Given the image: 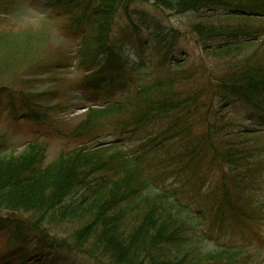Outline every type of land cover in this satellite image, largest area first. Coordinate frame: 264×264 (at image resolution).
Listing matches in <instances>:
<instances>
[{
	"label": "trees",
	"instance_id": "1",
	"mask_svg": "<svg viewBox=\"0 0 264 264\" xmlns=\"http://www.w3.org/2000/svg\"><path fill=\"white\" fill-rule=\"evenodd\" d=\"M134 1L176 15L214 8L230 14L191 25L201 42L264 32L253 19L264 16V0H46L67 14L68 30L81 38L88 86L127 92L121 101L89 109L73 133L92 142L107 130L134 128L148 140L134 153L82 144L45 165L46 148L36 143L2 157L7 139L0 132V208L15 214L0 223L10 251L0 264H58L73 256L98 264H262L261 250L244 243L206 250L192 231L194 213L212 236L220 225L262 229L255 191L264 180V135L236 128L217 107L239 104L264 122V48L206 49L214 65L202 58L168 65L165 54L160 71L149 73L145 64L129 63L112 39L118 8ZM19 98L35 122L49 126L57 114L58 107L44 108L38 97ZM168 181L171 189L164 188Z\"/></svg>",
	"mask_w": 264,
	"mask_h": 264
},
{
	"label": "rangeland",
	"instance_id": "2",
	"mask_svg": "<svg viewBox=\"0 0 264 264\" xmlns=\"http://www.w3.org/2000/svg\"><path fill=\"white\" fill-rule=\"evenodd\" d=\"M2 1H5L4 4L7 7L9 2L12 4L7 13L0 10V87L5 86L17 92L25 91L30 98L38 97L44 107L70 106L65 109L62 106L59 107V114L54 116L53 129L49 131L27 119H22L25 114L21 111L18 112V119L15 120L10 115L9 100L3 96L2 104L0 103V131L9 137L12 149H9L2 157L10 156L11 151L19 154L30 142H36L47 148L45 163L50 164L61 151L71 150L77 146V143L69 140L66 134L80 123L84 112L92 107H104L111 102V99L107 98L103 92L83 88L84 75L76 63V53L79 49L78 38L65 32L66 22L63 23L60 17L64 15L43 0H0V4ZM130 8L131 17L141 25L144 37L148 41L154 40V43H145V47L148 48L145 49L148 67L152 68L158 64L162 55L159 51L164 52L171 47L175 48L174 53L177 55L176 58L169 56L173 62L195 61L203 55L202 43L189 35V22L193 21L192 15L182 17L172 14L164 15L149 6L137 3ZM198 17L200 16H194V18ZM117 18L119 19L115 27V35L120 38L119 45L124 50V56L128 57L131 63L136 62L139 58L134 55L137 45H130L126 41L125 29L130 27L129 19L127 15H122L120 12ZM148 24H150L149 27ZM163 37H166V40H163ZM115 96L114 98L120 97V94ZM240 110L244 111L242 108ZM241 111L235 105L222 106L220 109L221 115H226L227 118L236 115L242 120L245 116ZM241 124L251 125V122L245 121ZM141 137L140 131L128 132L124 135L117 133L105 135V138H108L107 143H116L126 151L135 150ZM211 181H214V177ZM164 188L171 189L172 182L165 183ZM257 195L264 209V181L258 188ZM194 214L193 235L196 239L202 240L207 249L213 250L225 244L252 241L253 248L262 251L260 260L264 263V218L262 229L249 222L243 231L223 229L220 225L213 228L216 232L214 234L216 237H213L205 233V222ZM24 218L29 219V216L24 215ZM56 235L61 237L60 233ZM196 239L193 238V241L199 243ZM6 241V237L0 236V254L1 251L6 250ZM202 242L199 245L204 248ZM64 264L95 263L82 256H73Z\"/></svg>",
	"mask_w": 264,
	"mask_h": 264
}]
</instances>
